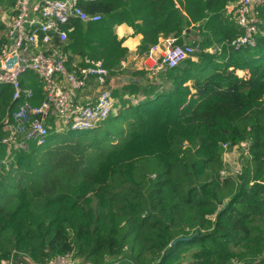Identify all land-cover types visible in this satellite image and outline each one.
Instances as JSON below:
<instances>
[{"label": "trees", "instance_id": "16d2710c", "mask_svg": "<svg viewBox=\"0 0 264 264\" xmlns=\"http://www.w3.org/2000/svg\"><path fill=\"white\" fill-rule=\"evenodd\" d=\"M238 1L84 4L102 20L66 28L68 69L102 61L109 83L126 78L115 111L12 159L2 141L17 104L0 87V264H264V6L255 45L238 49L244 29L225 15ZM121 25L142 36L141 57L171 38L196 52L157 74L126 70ZM23 85L41 106L45 85L33 73ZM243 145L240 174L223 177Z\"/></svg>", "mask_w": 264, "mask_h": 264}, {"label": "built area", "instance_id": "2783aa9c", "mask_svg": "<svg viewBox=\"0 0 264 264\" xmlns=\"http://www.w3.org/2000/svg\"><path fill=\"white\" fill-rule=\"evenodd\" d=\"M98 1L15 0L13 8L0 9V20L5 23L4 32H0V87H10L17 104L13 124L6 126L7 137L2 141L8 145L10 159L16 152L28 151L30 143L41 147L52 133L92 131L114 113L117 101L107 88L109 72L103 62L93 61L88 68L70 72L69 57L64 51L66 28L71 29L72 21L97 24L102 20L100 15L90 16L83 9L84 4ZM263 6L264 0H239L226 7L227 18L245 32L234 44L238 49L255 45L262 24L257 10ZM195 52L189 44L178 45L177 39L164 40L149 52V57L157 58L152 73L175 69ZM28 73L35 74L45 85L46 98L41 106L32 105L34 93L23 85ZM92 81L101 89L99 96L80 102L78 93ZM242 150L244 155L250 152L247 145ZM222 176L230 175L226 171ZM50 264L75 263L61 258Z\"/></svg>", "mask_w": 264, "mask_h": 264}, {"label": "crops", "instance_id": "0c3cea01", "mask_svg": "<svg viewBox=\"0 0 264 264\" xmlns=\"http://www.w3.org/2000/svg\"><path fill=\"white\" fill-rule=\"evenodd\" d=\"M116 34L119 39L124 40V45L129 50V57L123 62V68L126 70H146L152 71L156 66V57H144L138 55V48L142 42V36L134 35V31L127 25L116 27ZM191 37V36H190ZM194 37V36H193ZM164 40L161 39L159 43ZM127 80L116 79L111 81L112 88H122ZM100 88L92 81L85 90L78 93V100L80 102H90L95 100L100 94Z\"/></svg>", "mask_w": 264, "mask_h": 264}, {"label": "rangeland", "instance_id": "374dc122", "mask_svg": "<svg viewBox=\"0 0 264 264\" xmlns=\"http://www.w3.org/2000/svg\"><path fill=\"white\" fill-rule=\"evenodd\" d=\"M4 8H5V6L0 5V9H4ZM188 40L193 41V37H190ZM149 72H152V71H149ZM239 76L242 77L243 73H239ZM122 80L126 81L127 79L122 78ZM112 87L113 86H111V83H109V80H108L107 88L112 91L113 90ZM242 155H244L243 151H240L239 149H233L232 151H228L224 154L223 159L227 165L226 171L229 175L237 176L240 173L241 165L243 164V162H242L243 156ZM262 201H264V199ZM79 264H81V263H79Z\"/></svg>", "mask_w": 264, "mask_h": 264}, {"label": "water", "instance_id": "95a60500", "mask_svg": "<svg viewBox=\"0 0 264 264\" xmlns=\"http://www.w3.org/2000/svg\"><path fill=\"white\" fill-rule=\"evenodd\" d=\"M188 240H189V239L180 238V239L174 241V242L171 244V247H172V246L174 247V246L177 245L179 242H186V241H188Z\"/></svg>", "mask_w": 264, "mask_h": 264}]
</instances>
